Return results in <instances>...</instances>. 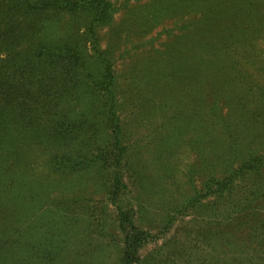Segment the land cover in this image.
Returning <instances> with one entry per match:
<instances>
[{
  "label": "trees",
  "instance_id": "obj_1",
  "mask_svg": "<svg viewBox=\"0 0 264 264\" xmlns=\"http://www.w3.org/2000/svg\"><path fill=\"white\" fill-rule=\"evenodd\" d=\"M159 3L174 15L195 14L182 19L193 18L181 24L180 38L189 45L197 36L191 31H200L196 55L220 66L205 71L186 54L160 74L143 71L120 84L116 63L124 50L115 51L124 41L103 45L98 36L112 24L110 0H0V264H53L71 248L68 238L78 247L105 235L112 264H264V53L256 43L264 40V0ZM170 82L187 102H203L227 139L216 157H202L199 146L201 166L186 175L192 192L177 185L151 215L141 211L140 197L148 172L122 113L130 89L143 99L136 110L144 103L153 114L169 109ZM173 120L151 119L149 133ZM243 127L260 141L244 144ZM94 194L103 195L109 213L106 205L90 206ZM38 204L46 209L36 214ZM80 220L85 226L75 234Z\"/></svg>",
  "mask_w": 264,
  "mask_h": 264
},
{
  "label": "rangeland",
  "instance_id": "obj_2",
  "mask_svg": "<svg viewBox=\"0 0 264 264\" xmlns=\"http://www.w3.org/2000/svg\"><path fill=\"white\" fill-rule=\"evenodd\" d=\"M110 1L116 8L112 24L101 28L98 36L101 37L103 45H112L120 37L121 41H124L120 44V48L115 51V53H118L121 49L124 50V56L119 58L116 63L120 84H126L129 78L131 79L134 75H137L135 79H138L143 71L147 74H160L171 66L178 65L186 54L194 60V64L197 62L200 68L205 71L207 69L211 70V66L217 67L221 65L218 60L211 66L207 65L203 55H196L197 51L193 49L192 42L202 37L199 34L200 31H191V33L197 36H194L195 40L193 38L187 40V42H190H188L190 46L185 42L183 43V39L180 38L184 33V29L181 30L182 28H180L181 24L188 23L193 18L189 17L187 21L182 19L187 18L191 14L185 11L184 14L178 13L179 16L169 13L160 8L158 0ZM158 9H161V12L159 16H156ZM191 16H195V14ZM187 32L190 33V31ZM128 33L131 36L126 39ZM256 43L257 47L264 53V40L259 39ZM149 75H143V77L147 79ZM162 93L166 95L164 89H162ZM126 94L129 99V105L126 106L122 116L126 115L125 123L131 132V141L135 142L136 149L141 154L142 165L148 172V188L140 195L141 202L145 205V208H142L141 211L145 209L147 213L156 215L164 208V198L175 193L174 188L177 185L181 193L192 192L186 175L191 165H194L196 168L199 165L201 166L200 155L198 156L197 151L198 147L202 146V157H216L223 151L227 138L224 133H221L220 125L211 121L209 115H207L208 109L205 107V104L198 99H196L198 102L196 104L187 102L182 89L175 82L172 84V93L167 97L169 109H164L162 112L159 110L155 111V114H153L152 103H144L140 106L142 114L138 116L137 111L140 108L136 110V107L139 103H142L143 99L134 98L131 89ZM178 107L179 109L177 110ZM186 113L187 115H185ZM180 115L184 116L185 119L180 120ZM174 117V122L166 124L167 126L164 125L165 128L161 132L155 134L149 133L151 119L159 125L162 120L167 122V120ZM178 126H181L180 132L176 129ZM245 128L243 127L246 136L244 144L254 145L260 141L261 137L253 139L248 134V129ZM175 129L177 130L176 133ZM166 131H169L167 132L169 135L167 141ZM160 133L164 139L163 144L160 142ZM39 161L35 158L32 160V163ZM2 163L4 162H0V164ZM166 169L171 171L169 172L171 176H166L164 173ZM1 171L4 174L8 172L6 168L1 169ZM25 176L26 179H31V175H28V173ZM201 179L202 174H197L193 178L195 186H199ZM23 187L25 188L26 184H23ZM56 194L54 192L51 193L52 196L58 197L61 193L57 191ZM32 195H35L33 191L27 193L26 200L28 199V209L33 210L34 206L32 204L37 202L38 198L35 195V200L31 201L30 197ZM92 196L93 200L90 202V206L95 207L96 204H98L97 207L106 205V210L108 213L110 212L111 207L109 204L107 205V201H104L103 195L94 194ZM52 205V203L49 204V207ZM36 206L38 207L37 211H34L36 214L46 209V206L40 204ZM183 220L186 221L187 217H184ZM183 223L180 221L178 227H181ZM146 225H150L149 222ZM84 226V221H78L75 234L82 232ZM106 228L108 231L113 229L110 223ZM83 240V243L79 241L78 247H76L74 246V241L68 238L71 248L58 253L56 256L57 260L55 259L56 261L53 264H71L72 261L75 264H99L103 260L107 262L108 259V264H112L111 260L114 250L105 245L106 241L110 242L109 235L95 239L93 243V239L83 238ZM83 247L87 250H82ZM152 247V244L145 246L142 253L148 252ZM76 251L79 252L78 254H83L81 258H77Z\"/></svg>",
  "mask_w": 264,
  "mask_h": 264
}]
</instances>
